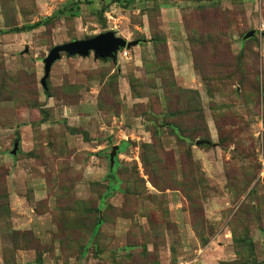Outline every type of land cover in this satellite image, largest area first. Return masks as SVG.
I'll list each match as a JSON object with an SVG mask.
<instances>
[{"label":"rangeland","instance_id":"obj_1","mask_svg":"<svg viewBox=\"0 0 264 264\" xmlns=\"http://www.w3.org/2000/svg\"><path fill=\"white\" fill-rule=\"evenodd\" d=\"M129 2L0 0V264H264V0ZM108 30L139 43L62 54L43 88L54 46ZM167 76L199 92L188 140Z\"/></svg>","mask_w":264,"mask_h":264},{"label":"water","instance_id":"obj_2","mask_svg":"<svg viewBox=\"0 0 264 264\" xmlns=\"http://www.w3.org/2000/svg\"><path fill=\"white\" fill-rule=\"evenodd\" d=\"M255 35V30L248 32L245 35V40L252 38ZM139 41L129 42L126 39L117 35L116 31L108 30L104 33L89 37L86 39H77L68 43L54 46L49 52V55L44 59V77L41 80L43 88L47 91V79L50 76L53 65L62 58V54L67 57H89L92 54L97 60L105 62L112 61L114 64L118 62V54L123 49H131L136 46ZM19 140L15 144V148L12 151V155L16 156ZM211 145L209 140H198L197 145ZM120 147L113 146L110 153V167L115 165V157L118 155Z\"/></svg>","mask_w":264,"mask_h":264},{"label":"trees","instance_id":"obj_3","mask_svg":"<svg viewBox=\"0 0 264 264\" xmlns=\"http://www.w3.org/2000/svg\"><path fill=\"white\" fill-rule=\"evenodd\" d=\"M130 0H127V4H129ZM153 1H157V0H153ZM108 8V7H107ZM107 8H104L101 12V16H104V13L106 12ZM47 25V21L46 22H43V21H40V22H37V23H34L32 25H29V26H23L21 28H13L11 30H8V31H5V33H12V32H15V33H19V32H28V31H31L33 29H36L38 27H41V26H46ZM114 64V63H113ZM165 83H164V87L167 88V87H170V92L172 93V89H175L176 86L173 82L170 81L171 77L168 78L165 77ZM134 81H138V80H133ZM207 83H212V80L210 79H207L206 80ZM134 84V83H133ZM133 88H134V85H133ZM210 89V88H209ZM168 89H166L167 91ZM176 91L180 93H183L185 94L184 97L185 99H187V103H186V108L185 109H182V110H177V111H173V112H167L164 114V118L165 119H168V118H172V119H175V123L173 122H166V126L170 127L171 131L173 133H175L178 138L180 140H188V136L185 135V132H186V129H184V127L181 125V124H178L176 122H178V119H181L182 117L184 116H190V115H194V120L196 122H203V108L201 107V101H200V96H199V92L198 90H193V89H184V88H176ZM210 91V90H209ZM211 92V91H210ZM163 127V125H159L157 126L156 128V131L157 133L159 134V128ZM199 130H197L196 132H198ZM193 134H196L195 132ZM128 144L126 142H124L122 144V146L120 147L119 151H118V155L115 157V165L113 168L110 167L111 169V186H109V188L113 189V188H117L115 185H113V183L115 181L118 180V178L114 175V172L116 171V168H118V156L119 154H121L125 149H126V146ZM143 147H148V145H143ZM153 147L152 146H149L148 150L149 149H152ZM144 159V158H143ZM107 197H109L108 195L107 196H103L101 199L103 200V204L102 206H100V208L98 209V212L104 208L105 204H106V199ZM103 225V221L101 219H98L97 223L95 224L94 228L92 229V233H91V239H93L94 237H96V235L98 234L99 232V228ZM244 241H245V238H243ZM87 247V245H86ZM83 255H85V252L83 253ZM39 264H42V261L39 259Z\"/></svg>","mask_w":264,"mask_h":264}]
</instances>
